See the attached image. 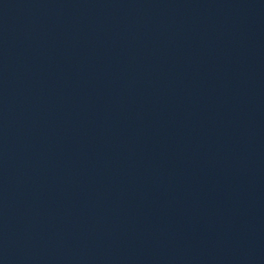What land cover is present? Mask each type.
<instances>
[{
	"label": "water",
	"instance_id": "water-1",
	"mask_svg": "<svg viewBox=\"0 0 264 264\" xmlns=\"http://www.w3.org/2000/svg\"><path fill=\"white\" fill-rule=\"evenodd\" d=\"M264 76V0H0V264H74Z\"/></svg>",
	"mask_w": 264,
	"mask_h": 264
}]
</instances>
